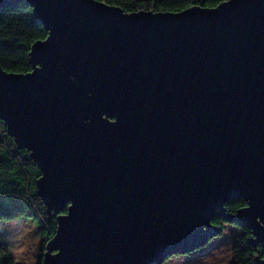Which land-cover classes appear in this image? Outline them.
<instances>
[{"label":"water","instance_id":"water-1","mask_svg":"<svg viewBox=\"0 0 264 264\" xmlns=\"http://www.w3.org/2000/svg\"><path fill=\"white\" fill-rule=\"evenodd\" d=\"M21 2L48 36L31 72L0 68V121L57 217L37 264H161L219 233L214 212L236 198L247 206L230 222L264 247V0L0 8Z\"/></svg>","mask_w":264,"mask_h":264},{"label":"trees","instance_id":"trees-1","mask_svg":"<svg viewBox=\"0 0 264 264\" xmlns=\"http://www.w3.org/2000/svg\"><path fill=\"white\" fill-rule=\"evenodd\" d=\"M96 1L118 7L124 13L131 14L139 11L177 13L191 7L210 9L227 0ZM47 36L48 31L44 25L37 22L33 16L32 6L21 2L13 6L1 7L0 68L7 73L14 74L31 72L33 69L29 55L31 47L34 43L45 40ZM107 118L109 121L113 120L109 116ZM40 177L41 173L32 159L31 152L27 149H19L8 135L5 123L0 121V222H10L20 218L31 220L38 228L41 238V257L46 252L47 242L55 233L57 217L47 213V209L38 195L37 182ZM246 206L247 202L242 198L230 200L214 212L210 224L219 228L220 231L223 224L237 226L231 223L228 217L235 215L238 210ZM66 212L67 208L65 207L60 214ZM240 229H242V234L235 238L232 244V264H253V259L257 254H260L264 259L263 245L251 243L250 241L254 238L251 231ZM205 245L206 243L203 246ZM5 246L6 242L0 234V264H16L14 258L6 254ZM168 258L170 257L165 260Z\"/></svg>","mask_w":264,"mask_h":264},{"label":"rangeland","instance_id":"rangeland-1","mask_svg":"<svg viewBox=\"0 0 264 264\" xmlns=\"http://www.w3.org/2000/svg\"><path fill=\"white\" fill-rule=\"evenodd\" d=\"M0 234L6 242V254L13 257L16 264L38 263L41 238L31 220L20 218L0 222ZM241 234L242 229L238 226L223 224L222 230L208 238L205 246L170 256L162 264H232V244Z\"/></svg>","mask_w":264,"mask_h":264},{"label":"snow or ice","instance_id":"snow-or-ice-1","mask_svg":"<svg viewBox=\"0 0 264 264\" xmlns=\"http://www.w3.org/2000/svg\"><path fill=\"white\" fill-rule=\"evenodd\" d=\"M109 6H112V5H109Z\"/></svg>","mask_w":264,"mask_h":264},{"label":"flooded vegetation","instance_id":"flooded-vegetation-1","mask_svg":"<svg viewBox=\"0 0 264 264\" xmlns=\"http://www.w3.org/2000/svg\"><path fill=\"white\" fill-rule=\"evenodd\" d=\"M179 254V253H178ZM177 255V254H176Z\"/></svg>","mask_w":264,"mask_h":264}]
</instances>
